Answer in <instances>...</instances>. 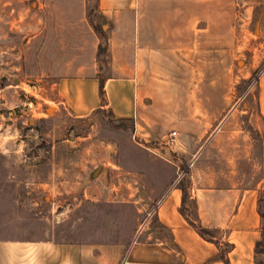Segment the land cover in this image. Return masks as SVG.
Returning <instances> with one entry per match:
<instances>
[{
    "label": "crops",
    "instance_id": "0c3cea01",
    "mask_svg": "<svg viewBox=\"0 0 264 264\" xmlns=\"http://www.w3.org/2000/svg\"><path fill=\"white\" fill-rule=\"evenodd\" d=\"M89 2L32 0L29 4L28 14L37 29L26 42L42 32L46 38L50 34L52 43L43 42L41 53L44 63L52 65L56 95L76 117L107 108L116 119H137L157 135H164L167 126L174 128L183 139L184 145L175 147L185 165L179 168L182 158L178 157L170 166L172 178L149 188L150 208L158 204L134 244L131 239L53 241L1 231L0 264H224L214 259L222 242L231 244L225 254L228 264H253L260 223L256 191L234 180L241 169L238 163L248 155L245 136L230 130L234 120L227 98L213 93L211 83L202 82L226 77L232 45L228 5L224 0H96L95 7ZM88 11L97 15L99 23L90 17L89 21ZM93 25L100 26L105 37L108 73L104 75L96 60L102 38ZM49 47L56 49L52 55ZM98 78L103 80L104 102L98 97ZM189 81L202 83L191 86ZM213 94L224 102L213 103ZM178 95L186 96L187 102L176 103ZM146 98L152 102L143 103ZM225 111L227 120L232 117L225 126L226 146L219 137L208 145V138L201 142L217 118L213 113ZM195 113L204 117L199 125L194 123ZM200 142L205 144L203 151L196 148ZM214 145L220 146L211 153ZM185 168L184 184L195 201L200 224L220 230L217 244L198 236L178 212L181 193L173 177Z\"/></svg>",
    "mask_w": 264,
    "mask_h": 264
},
{
    "label": "rangeland",
    "instance_id": "374dc122",
    "mask_svg": "<svg viewBox=\"0 0 264 264\" xmlns=\"http://www.w3.org/2000/svg\"><path fill=\"white\" fill-rule=\"evenodd\" d=\"M31 1L0 0V232L76 243L128 241L135 235L137 241L152 219L147 215L153 204L149 188L172 178L170 166L183 139L175 134L169 142L175 131L170 126L164 136L137 119L117 121L107 108L76 117L56 95L52 65L44 63L42 44L52 43L50 34L26 42L37 29L28 14ZM224 2L231 14L232 44L226 77L202 82L211 83L213 93L221 92L232 107L230 130L241 131L248 152L234 180L256 191L264 211V0ZM89 17L99 23L97 15ZM48 50L52 55L56 49ZM99 60L104 75L106 58ZM217 97L213 94V103L224 102ZM186 99L178 95L176 103ZM213 114L217 118L201 139L208 138L207 145L215 137L222 143L227 135L229 114ZM195 117L196 125L204 120L199 113ZM201 142L196 148L203 151ZM179 164L183 168V158ZM261 231L263 243L253 264H264V219L259 238Z\"/></svg>",
    "mask_w": 264,
    "mask_h": 264
},
{
    "label": "trees",
    "instance_id": "16d2710c",
    "mask_svg": "<svg viewBox=\"0 0 264 264\" xmlns=\"http://www.w3.org/2000/svg\"><path fill=\"white\" fill-rule=\"evenodd\" d=\"M95 5H96V0H93V7H95ZM86 14H87L89 21L91 22V19L88 16L89 11ZM92 27L102 38L100 42L98 43L97 49H96V60H99V58L105 52V37H104V33L101 30L100 26L93 25ZM98 97H99L100 102H104L103 80L100 78H98ZM97 110H100V109L98 108L93 111H97ZM115 120L124 121V122L132 121L129 118H117ZM176 187L180 190V193H181L180 204L178 206L179 214L184 218L187 224L196 232V234H198V236H200L202 239L208 242L217 244L218 239L220 238V230L218 228L204 227L200 224L199 219L196 215L195 201L193 198H191L188 195L186 191V185L184 184V181L182 179L177 181ZM256 211H257L260 221H262L264 219V211L260 209L259 205H257ZM260 236L261 237L254 244V253L259 251L258 245L263 243V231L260 232ZM230 248H231V244L227 242H222L221 248L218 250V253L214 256V259L220 260L224 264H228V261L225 258V254Z\"/></svg>",
    "mask_w": 264,
    "mask_h": 264
},
{
    "label": "built area",
    "instance_id": "2783aa9c",
    "mask_svg": "<svg viewBox=\"0 0 264 264\" xmlns=\"http://www.w3.org/2000/svg\"><path fill=\"white\" fill-rule=\"evenodd\" d=\"M174 135H175V131L172 130V131L169 133V136H168V139H169L168 141H169V142H172V141H173L172 137H173ZM190 166H191V161L188 162L186 168H188V167H190ZM186 168H185L184 170H182V171H179V172L177 173V175H176V180H177V181L180 180V179L184 176ZM157 204H158V202L154 204V206L152 207V209L150 208V212L147 214L148 216H150V215H152V214L154 213V210H155V208L157 207ZM137 234H138V233H137ZM136 238H137L136 235L134 236V238H132V240L130 241V244H131V245L134 244V243L136 242Z\"/></svg>",
    "mask_w": 264,
    "mask_h": 264
}]
</instances>
